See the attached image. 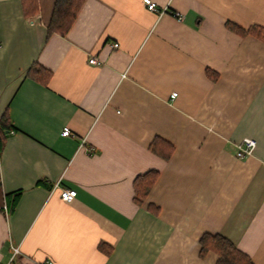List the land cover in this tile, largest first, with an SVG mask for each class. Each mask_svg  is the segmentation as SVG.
I'll list each match as a JSON object with an SVG mask.
<instances>
[{"label": "crops", "instance_id": "crops-1", "mask_svg": "<svg viewBox=\"0 0 264 264\" xmlns=\"http://www.w3.org/2000/svg\"><path fill=\"white\" fill-rule=\"evenodd\" d=\"M56 1L0 0V264H216L205 234L264 264V42L226 27L264 0H87L64 37Z\"/></svg>", "mask_w": 264, "mask_h": 264}, {"label": "trees", "instance_id": "trees-1", "mask_svg": "<svg viewBox=\"0 0 264 264\" xmlns=\"http://www.w3.org/2000/svg\"><path fill=\"white\" fill-rule=\"evenodd\" d=\"M86 1L87 0H57L54 7L52 19L48 27V34H58L63 37L66 36L76 22L78 15ZM37 11L38 9L35 8L32 11V14L35 15ZM226 27L238 35H252L264 42V28L262 27L254 26L249 29H243L233 23H226ZM28 76L46 86L52 79L51 72H48L40 66H33ZM12 131L13 130L10 124V117L6 113L0 119V145L3 144L6 136L9 135ZM154 151H157L158 154H160L165 159H168L171 154V151L166 152L162 148L161 150ZM157 178L158 172L150 171L135 180V199L138 202H141L148 196ZM20 196L21 192H18L14 195H8L4 198L0 190V198L3 197V200H5L8 206V215L12 214L15 211ZM200 245L201 256H205L208 252H213L218 256V261L216 264H255L252 259L248 255L240 251L234 243H232L228 238L221 235L205 234L200 240Z\"/></svg>", "mask_w": 264, "mask_h": 264}, {"label": "built area", "instance_id": "built-area-1", "mask_svg": "<svg viewBox=\"0 0 264 264\" xmlns=\"http://www.w3.org/2000/svg\"><path fill=\"white\" fill-rule=\"evenodd\" d=\"M143 1H144L145 6L147 7V9L150 12H157V6L152 0H143ZM112 47L114 49H118L119 46L117 44H115ZM89 62L91 64H94V65H97L99 63L96 58L90 59ZM176 96H177L176 93L173 94V98L176 97ZM12 133L13 132H11V134ZM70 134H71V132L67 128L64 129L63 132H62V135L66 136V137L70 136ZM255 147H256L255 141H253L251 139H245L243 144L239 147V152L237 154V157L238 158H244V157H247V156L251 155ZM61 198H62L63 201L72 202L75 199V196H74V193L71 190L64 189L62 191ZM3 209L5 210V212L8 211V208H7L6 205L3 206ZM18 252H19V250L16 249L14 255H17Z\"/></svg>", "mask_w": 264, "mask_h": 264}, {"label": "rangeland", "instance_id": "rangeland-1", "mask_svg": "<svg viewBox=\"0 0 264 264\" xmlns=\"http://www.w3.org/2000/svg\"><path fill=\"white\" fill-rule=\"evenodd\" d=\"M16 261V260H15ZM16 262H14V264H15Z\"/></svg>", "mask_w": 264, "mask_h": 264}, {"label": "bare ground", "instance_id": "bare-ground-1", "mask_svg": "<svg viewBox=\"0 0 264 264\" xmlns=\"http://www.w3.org/2000/svg\"><path fill=\"white\" fill-rule=\"evenodd\" d=\"M8 208V207H7Z\"/></svg>", "mask_w": 264, "mask_h": 264}]
</instances>
